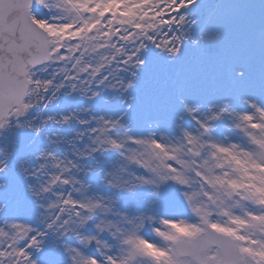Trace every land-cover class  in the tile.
<instances>
[{"label": "snow or ice", "instance_id": "1", "mask_svg": "<svg viewBox=\"0 0 264 264\" xmlns=\"http://www.w3.org/2000/svg\"><path fill=\"white\" fill-rule=\"evenodd\" d=\"M0 264H264V0H0Z\"/></svg>", "mask_w": 264, "mask_h": 264}]
</instances>
